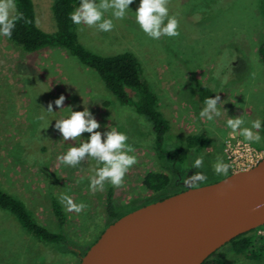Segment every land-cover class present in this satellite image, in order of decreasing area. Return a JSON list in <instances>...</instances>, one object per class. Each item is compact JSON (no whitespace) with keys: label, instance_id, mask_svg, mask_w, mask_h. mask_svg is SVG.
<instances>
[{"label":"rangeland","instance_id":"obj_1","mask_svg":"<svg viewBox=\"0 0 264 264\" xmlns=\"http://www.w3.org/2000/svg\"><path fill=\"white\" fill-rule=\"evenodd\" d=\"M32 1L38 27L53 32L56 29L51 9L53 0ZM259 3L260 0H168L170 15H175L179 21L180 35L162 36L158 40L140 31L132 11L122 20L114 19V28L110 32L77 26L79 41L92 51L108 55L129 50L138 57L143 74L155 83L162 113L172 124L168 142L178 143L180 128L185 132L206 130L209 143L202 150L204 168L196 170L189 168V164H179L181 175L188 170L187 176L195 171H203L207 176L205 181L194 185L209 183L222 176L214 174L212 166L217 158H224L223 145L227 137L230 134L241 136L239 130L225 126L229 116L243 115L249 122L262 115L264 67L256 49L264 21ZM138 4L139 0H133L129 7L135 11ZM45 49L23 52L0 36V185L25 200L36 220L50 230L56 229L50 209L51 194L86 205L77 213L68 211L64 201L67 218L62 232L69 249L66 246L62 250L65 253L62 258L64 264H78L79 257L112 221L105 213L103 203L110 184L105 182L103 190H89V179L99 167L94 159L86 156L75 167L57 159L69 147L86 140L89 133H82L76 141H65L55 128V119L51 120L53 116L59 119L68 112L69 106L73 110L87 107L100 124L94 131L103 134L115 125L127 134L137 163L126 173L122 186L113 187L114 205L119 214L160 198L161 195L142 189L141 178L146 170L162 169L175 182L176 175L166 161L158 158L150 142V132L142 120L132 115L128 107L118 104L94 69L61 48ZM231 57H236L240 64L229 66ZM230 75L235 79L221 85ZM192 77L211 81V85H221L218 95L225 103L222 115L214 121L199 117L200 109L192 103ZM60 95L65 97V108L62 109L54 103ZM104 101L107 102L105 108L101 105ZM49 103L55 113L44 112L43 107L46 109ZM40 143L47 146L50 156L44 169L31 168L15 156L17 150L22 149L25 158H33ZM252 143L264 146L263 140ZM261 150L264 152V147ZM196 156H191V161ZM183 188L173 182L163 196ZM256 233L264 235V228ZM25 236L28 235L14 218L0 209V264H19L16 245L24 239L32 240ZM70 248L79 257L72 254ZM255 249L259 248L256 246ZM217 251L232 259L224 264H264L263 253L252 258L233 257L230 244Z\"/></svg>","mask_w":264,"mask_h":264},{"label":"trees","instance_id":"obj_2","mask_svg":"<svg viewBox=\"0 0 264 264\" xmlns=\"http://www.w3.org/2000/svg\"><path fill=\"white\" fill-rule=\"evenodd\" d=\"M14 3L15 12L21 13L22 16L17 20L12 36L10 38L5 37L9 42L23 52L44 51L45 48L52 47L67 51L82 64L94 69L118 104L128 107L132 115L142 120L148 128L153 149L158 158L166 161L171 170L175 172L176 182L172 181L169 173L162 169H149L142 175V189L153 195H161L160 198H162L173 182L176 186L178 184L180 187H187L184 179L188 170L186 174L181 175L179 164H189L190 166L191 156L201 155L202 150L208 147L209 141L206 130L185 132L180 128L181 137L178 143L168 142V137L172 134V124L169 117L167 118L166 114L162 113L164 111L159 106V96L155 83L148 81L143 74L138 57L129 50L103 55L83 45L78 38L77 25H74L69 18L70 13L79 4V0H53L51 9L56 25L53 32H45L38 27L32 0H14ZM259 10L264 21V0H260ZM256 52L264 67V25L260 31ZM20 64L21 62L17 65ZM237 64H240V62L236 57L229 59V66L236 67ZM229 79H235V76L230 75L221 85ZM203 80L200 81L199 78L192 77L194 85L192 103L199 109L203 106L205 98L216 96L221 87L219 84L211 85V81L204 82ZM106 104L105 101L101 103L104 108ZM256 118H260L264 123V108L261 116H255L250 121ZM258 131L264 142V126ZM263 147L259 146L258 148ZM23 153L22 149H18L15 156L34 169H44L50 158L49 151H47V146L44 143H40L37 147L36 155L33 158L27 159ZM223 160L225 161L224 158ZM49 198L51 214L56 222V229L52 230L36 220L33 210L28 207V204V206L26 205L25 200L0 185V209L8 212L14 218L16 223L28 235L25 238L32 239H24L23 243L19 242L16 245V248L17 246L19 248L17 250L19 256L16 259L19 264H64L62 256L65 253L62 250L68 246L62 232V226L67 218L66 208L64 201H61L58 196L51 194ZM103 203L104 211L112 218V221L124 214H119V211L115 208L113 186H108L103 197ZM262 228H264V225L239 234L227 242L226 244L231 245L233 257L240 255L252 258L256 254H264V235L256 233L258 229ZM256 246L259 248L258 250L255 249ZM67 249H69V246ZM70 252L72 254L76 253L73 248H70ZM214 253H216V257L212 256ZM214 253L202 264H224L227 260H232L227 258L223 252L216 251ZM75 255L79 257L77 253Z\"/></svg>","mask_w":264,"mask_h":264},{"label":"water","instance_id":"obj_3","mask_svg":"<svg viewBox=\"0 0 264 264\" xmlns=\"http://www.w3.org/2000/svg\"><path fill=\"white\" fill-rule=\"evenodd\" d=\"M264 156L251 168L188 186L106 225L78 264H202L264 225Z\"/></svg>","mask_w":264,"mask_h":264},{"label":"clouds","instance_id":"obj_4","mask_svg":"<svg viewBox=\"0 0 264 264\" xmlns=\"http://www.w3.org/2000/svg\"><path fill=\"white\" fill-rule=\"evenodd\" d=\"M133 0H79L78 6L70 13L69 18L74 25L95 27L101 32H110L114 28L113 20H122L129 11L134 12L135 23L140 31L147 37L158 40L163 37H178L179 21L175 15H170L168 0H139L135 11L129 6ZM14 0H0V36L11 37L16 26V22L22 14L15 12ZM108 14V15H106ZM218 93V92H217ZM65 97L60 95L54 103L58 109L63 107ZM225 101L220 96H208L203 102L198 115L201 119L209 122L214 121L222 115ZM68 112L59 119H55V128L59 130L62 139L76 141L82 137V133L87 132L89 136L86 140L78 142L75 146L69 147L57 159L65 165L77 166L87 156L94 159L99 167L95 174L89 179V190H103L105 182L113 187H120L124 182V177L131 166L137 163L134 148L129 144L128 136L125 132L118 130L115 125L110 126V130L104 132L94 131L100 128L99 122L94 118L87 107L82 110H73L67 107ZM46 113H55L52 103L47 108L43 107ZM225 126L233 131L239 130V134L246 141L259 143L262 137L259 129L264 126L260 118L246 122L243 115L229 116L225 121ZM229 164L223 159L217 158L212 169L214 174L227 176ZM189 168L202 170L204 168V155L194 157ZM207 176L203 171H195L192 175L184 179V183L191 188L194 184L203 182ZM62 201H66L68 211L81 212L86 205L84 203H74L70 198L64 196ZM264 205L257 204L260 208Z\"/></svg>","mask_w":264,"mask_h":264},{"label":"built area","instance_id":"obj_5","mask_svg":"<svg viewBox=\"0 0 264 264\" xmlns=\"http://www.w3.org/2000/svg\"><path fill=\"white\" fill-rule=\"evenodd\" d=\"M223 155L230 166L229 172H238L254 166L264 156V152L244 137L230 134L224 142Z\"/></svg>","mask_w":264,"mask_h":264},{"label":"flooded vegetation","instance_id":"obj_6","mask_svg":"<svg viewBox=\"0 0 264 264\" xmlns=\"http://www.w3.org/2000/svg\"><path fill=\"white\" fill-rule=\"evenodd\" d=\"M81 257V256H80Z\"/></svg>","mask_w":264,"mask_h":264}]
</instances>
